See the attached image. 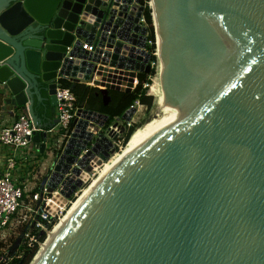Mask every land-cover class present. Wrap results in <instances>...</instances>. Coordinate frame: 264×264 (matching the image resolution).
Instances as JSON below:
<instances>
[{"label": "water", "instance_id": "1", "mask_svg": "<svg viewBox=\"0 0 264 264\" xmlns=\"http://www.w3.org/2000/svg\"><path fill=\"white\" fill-rule=\"evenodd\" d=\"M152 1L166 93L174 105L205 108L128 159L30 264H264V0ZM140 2L0 0V91L29 107L40 153L58 154L45 178L51 191L89 143L79 160L87 171L116 151L95 136L108 116L82 109L60 153L52 131L59 119L47 121V109L38 116L35 101L56 107L57 77L93 75L106 96L150 72ZM72 171L66 198L83 186L81 169Z\"/></svg>", "mask_w": 264, "mask_h": 264}, {"label": "built area", "instance_id": "2", "mask_svg": "<svg viewBox=\"0 0 264 264\" xmlns=\"http://www.w3.org/2000/svg\"><path fill=\"white\" fill-rule=\"evenodd\" d=\"M151 1L152 0H141L140 2V4L144 6V11L140 17V23L149 27V38L150 26L145 19L144 12L146 7L149 6L152 10V19L154 18ZM148 44H151L150 39H148ZM85 46L88 49L93 50V46H88L87 44ZM63 80L70 81L63 77H57L56 79V112L59 122L52 130L56 132V136L57 133H61L62 135L61 137H56V149L59 150L60 153H62L67 147L69 138L74 132L76 124L80 119L79 112L82 109H86L85 107L77 106V95L71 88L62 85ZM136 81L137 76L134 79V85ZM79 83L106 88L105 86L95 84L93 75L90 80L82 79ZM136 104L139 105L141 103L137 100L130 108H136ZM134 118V115L129 120L121 117L108 124L107 121H104L103 118H101L104 123L99 127L98 131L95 132V136H98L99 133L106 136L108 140L112 142L111 149H114L117 153L124 147V139L127 130L133 124H136ZM36 130L41 129L34 125L27 105L21 108V111L17 113V117L11 124L0 129V144L9 150V153H3L0 155V241L3 242V246L0 248V261L5 263L10 261V257L6 245V238H3V232L11 226L14 216L24 203V199H29L34 213L32 220H26L23 222L24 230L22 235L24 238V244L28 247H31L33 243H39L40 245L41 242H39V236L42 233H46L47 235L49 227H53L58 220H60L63 213L70 206L78 193L91 182V179L98 171V167L105 162L101 159V163L95 165L91 171H87L79 164V160H82L83 162L86 161V155L88 154V151L91 150L93 144L89 143L84 149H82L77 161L71 165L68 173L64 175V178L54 190H50L48 178L43 181L37 190L29 189L24 185H20L15 178L19 163L21 161L26 165L32 163L34 164L32 165V168L35 167V163L33 162L37 157L33 154V149L35 148L39 151V148L36 147V143L33 141L34 132ZM106 143L107 142H105V144ZM97 156L99 157L98 154ZM87 158L91 160L90 164H92L93 159L90 155L87 156ZM72 169H81L80 173L77 174V178L83 180V186L82 188H78L71 197L66 198L62 191L64 185L68 182L66 178H70L73 174L76 175V172H73ZM58 197H62L66 200L64 206L58 204ZM54 200L56 201L52 204V201ZM56 206H58V209L55 208ZM12 257L13 256H11V258Z\"/></svg>", "mask_w": 264, "mask_h": 264}, {"label": "bare ground", "instance_id": "3", "mask_svg": "<svg viewBox=\"0 0 264 264\" xmlns=\"http://www.w3.org/2000/svg\"><path fill=\"white\" fill-rule=\"evenodd\" d=\"M153 8L154 21L156 25V40H157V56L159 60L158 73L155 77V82L150 88V94L156 96V112L146 121L141 127L137 128L129 142L122 148L121 151L110 155L106 160L102 168L96 173L95 179L91 181L81 192L78 193L76 200H74L69 208L63 213L60 220L48 230L46 235V241H52L56 239V235L60 229L61 223H70L73 212L95 191L103 189L105 182L109 176H114L115 171L124 166L128 159L132 158L144 148L150 141L155 139L158 135L163 134L169 127H176L178 124L190 121L191 118L197 116V114L205 108V104L202 101H194L186 99L183 103L174 105L168 97L163 81L164 64L160 57L162 48V36L159 31V24L157 20L156 6L154 1H151ZM131 80L130 77H126ZM135 79V78H134ZM133 79V80H134ZM116 78L108 79L112 81V85H116ZM194 116V117H193ZM56 198V195H55ZM58 204L64 206L66 200L62 197H58ZM56 200L52 201L55 202ZM44 242L39 245V251L43 248ZM37 253V255H38ZM34 257V259L37 257ZM33 259V260H34Z\"/></svg>", "mask_w": 264, "mask_h": 264}, {"label": "trees", "instance_id": "4", "mask_svg": "<svg viewBox=\"0 0 264 264\" xmlns=\"http://www.w3.org/2000/svg\"><path fill=\"white\" fill-rule=\"evenodd\" d=\"M152 10L149 6L146 7L144 15L145 19L150 26V41L151 44L147 45L148 51L151 53V69L150 72H139L137 75L136 86L133 92H125L117 89H108L107 95L102 93L103 88L98 86H90L84 83H76L68 80H63L62 85L71 88L77 95V106L85 107L86 109H92L103 113L108 116L107 124L113 122L117 118H121L124 113L135 104L137 100L142 105H146L148 108L154 106V97L149 94V87L152 84V78L156 74V68L152 66V63L157 62L156 56V35L155 28L152 19ZM43 92V91H42ZM43 97H47V92L42 93ZM35 111L38 116H43V113L47 109V121H52L55 116L56 107L52 106L49 99L43 102L35 101ZM22 108V107H19ZM142 123L133 124L126 132L124 139V146L129 141L131 135L137 127ZM118 151V150H117ZM52 226L49 227L51 229ZM46 239V233H42L39 236V242H44ZM3 246V242L0 241V248ZM17 253L10 259V261L1 262L0 264H30L39 250V243H33L31 247L26 244L18 245Z\"/></svg>", "mask_w": 264, "mask_h": 264}, {"label": "rangeland", "instance_id": "5", "mask_svg": "<svg viewBox=\"0 0 264 264\" xmlns=\"http://www.w3.org/2000/svg\"><path fill=\"white\" fill-rule=\"evenodd\" d=\"M156 50H157V48H156ZM152 66L156 68V74L152 78V80H153L152 81V84H153L155 82V77H156V75L158 73V68H159L158 56H157V62L152 63ZM152 84H151V86H152ZM151 86L149 87V94H150V88H151ZM152 96L154 97V106L151 109L148 108L146 105H142V104L137 105L136 104V112L134 113V117H135L134 120H135L136 123H142L141 125H143L149 118H151L155 114V112H156V105H155L156 96H154V95H152ZM57 136L61 137L62 135H61V133H57ZM57 136L55 135L53 137V140H56V137ZM51 148H52V146L50 145V143H48L47 144V150L49 151ZM33 154H35V155L38 154V151L35 148L33 149ZM45 154H47V151L45 153H40L39 154V156L42 159V161H45V158H44L45 157ZM57 155L58 154L55 153L51 157L52 158V161H51L52 163H49L48 166L45 167L42 183L45 180V178L47 176H49V174L51 172L50 171L51 170L50 167L53 165V163L57 159ZM102 165L98 167V171L102 168ZM96 173L93 176V178L91 179V181L95 179ZM76 198H77V196H76ZM76 198L74 200H76ZM32 209L33 208L30 205L29 199H27V198L24 199V203L19 208L17 214L14 216V219L12 221L11 226L7 230H5L3 232V238H6V245H7V248H8V252H9L10 259H11V256H14L17 253V251H18V248H17L18 245L24 243V238H23V235H22V232L24 230L23 222L26 221V220H32L33 219L34 213H33Z\"/></svg>", "mask_w": 264, "mask_h": 264}, {"label": "crops", "instance_id": "6", "mask_svg": "<svg viewBox=\"0 0 264 264\" xmlns=\"http://www.w3.org/2000/svg\"><path fill=\"white\" fill-rule=\"evenodd\" d=\"M139 73V72H138ZM137 73V75H138ZM108 84H112V81H109ZM133 85V86H132ZM136 83L134 85V81L132 82L129 90H122L127 92H133L135 89ZM21 111V108L12 104L10 98H6L3 94V91H0V129L11 124L15 118L17 117V113ZM45 113V112H44ZM43 113V114H44ZM57 119V112L55 110V116L53 118ZM53 120L51 122H53ZM3 153H9L8 148L1 146L0 144V155ZM40 151H38V156L36 155V159H34L35 167L32 168V163L24 164L23 161L19 163L17 172L15 173V178L18 180L20 185H24L29 189H39L42 184L44 169L48 166L49 163H52V154H45V161L39 156Z\"/></svg>", "mask_w": 264, "mask_h": 264}, {"label": "flooded vegetation", "instance_id": "7", "mask_svg": "<svg viewBox=\"0 0 264 264\" xmlns=\"http://www.w3.org/2000/svg\"><path fill=\"white\" fill-rule=\"evenodd\" d=\"M43 92H45V90H43Z\"/></svg>", "mask_w": 264, "mask_h": 264}]
</instances>
